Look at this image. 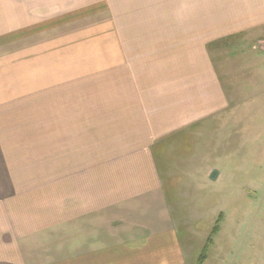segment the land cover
<instances>
[{
  "label": "crops",
  "instance_id": "obj_1",
  "mask_svg": "<svg viewBox=\"0 0 264 264\" xmlns=\"http://www.w3.org/2000/svg\"><path fill=\"white\" fill-rule=\"evenodd\" d=\"M249 43L264 0H0V264H187L159 160Z\"/></svg>",
  "mask_w": 264,
  "mask_h": 264
},
{
  "label": "rangeland",
  "instance_id": "obj_2",
  "mask_svg": "<svg viewBox=\"0 0 264 264\" xmlns=\"http://www.w3.org/2000/svg\"><path fill=\"white\" fill-rule=\"evenodd\" d=\"M247 45L242 71L234 45L218 57L231 79L224 80L229 110L175 136V152L159 160L175 216L188 221L180 233L190 246L187 264H264V67L253 70L251 57L262 50ZM30 197L53 198V191Z\"/></svg>",
  "mask_w": 264,
  "mask_h": 264
},
{
  "label": "water",
  "instance_id": "obj_3",
  "mask_svg": "<svg viewBox=\"0 0 264 264\" xmlns=\"http://www.w3.org/2000/svg\"><path fill=\"white\" fill-rule=\"evenodd\" d=\"M218 175H219V170H218V169H213V171H212L211 174H210V178H211L212 180H216L217 177H218Z\"/></svg>",
  "mask_w": 264,
  "mask_h": 264
},
{
  "label": "trees",
  "instance_id": "obj_4",
  "mask_svg": "<svg viewBox=\"0 0 264 264\" xmlns=\"http://www.w3.org/2000/svg\"><path fill=\"white\" fill-rule=\"evenodd\" d=\"M217 227H218V226H217ZM217 227L214 229V231H216V229H218ZM209 240H210V239H209ZM211 240H212V239H211ZM203 257H204V254H203Z\"/></svg>",
  "mask_w": 264,
  "mask_h": 264
}]
</instances>
